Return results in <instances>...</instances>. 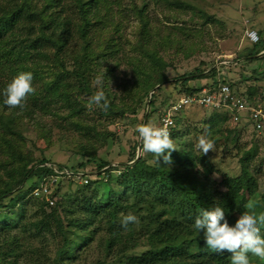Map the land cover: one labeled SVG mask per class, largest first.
<instances>
[{
    "label": "trees",
    "instance_id": "16d2710c",
    "mask_svg": "<svg viewBox=\"0 0 264 264\" xmlns=\"http://www.w3.org/2000/svg\"><path fill=\"white\" fill-rule=\"evenodd\" d=\"M99 1L0 0V150L7 154L11 151L10 158L1 164L6 168L11 158H17L18 163L26 162L19 172V179L15 173L10 174L11 182L0 188V264H22L27 260L42 264H87L95 246L101 257L93 264H231L232 254L227 250L218 254L209 249L203 232L195 230L193 225L201 210H212L216 206L224 208L230 226H234L244 212L257 215L264 212V193L259 203L253 202L259 181L246 158L241 161L238 183L245 192L243 196L247 195L248 199H233L215 188L207 167L208 159L195 156L189 147L182 150L180 157H172L175 166L169 169L170 177L157 164L149 163L147 157H140L115 178L112 171L116 169L110 166L111 163L98 161L87 153L82 154L83 158L76 165H57L49 158L38 161L31 156L25 159L17 155L20 142L25 140L21 133L24 123L29 121L38 125L36 118L39 114H54L60 102L70 100L74 90L85 89L84 63L89 44L90 8ZM72 9L79 17L71 13ZM137 11L143 15L140 8L137 7ZM140 18L145 27L146 21L143 16ZM258 33L259 43L251 44L241 55L240 59H245L243 63H255L264 51V31ZM74 36L81 40L80 47L72 45ZM155 60L162 64L159 59ZM27 71L33 73L35 93L28 96L22 108L5 105L3 89L19 73ZM53 75L54 78L49 80ZM242 77L244 81H254L243 92L254 96L264 90V85L257 84L254 75L251 76L253 79ZM203 80L210 81L202 84ZM218 81L215 67L207 71L197 68L195 73H186L175 79L164 75L157 89H152L156 91L148 104L151 107L156 105L165 85H172L178 94L174 99L177 100ZM226 82L237 88V81L228 78ZM170 98V95L165 98L166 102L170 100L169 104L174 101ZM108 110L109 114H116L111 101ZM74 113L72 110L71 114ZM223 119L231 121L226 115ZM175 120H178L177 115ZM233 125L232 133L239 127H246ZM8 134L13 139H8ZM173 134L174 131L170 138ZM17 139L19 143L16 144ZM212 139L217 140L215 136ZM134 146L130 160L136 157L137 145ZM91 165H97L94 167L97 169L96 179L77 185V198L69 200L71 198L65 197L61 201L57 194L64 186L59 181L52 195L54 204L34 199L42 209L29 213L23 202L30 199L43 179L55 175V168L87 176ZM202 165L203 169H200ZM202 172L205 183L199 179ZM105 178L107 183L116 181L122 194L110 189L100 198L94 185L105 183ZM249 205L253 206L252 212L248 211ZM128 214L137 216L138 222L125 230L121 221ZM260 230L264 235V225ZM36 239L52 240L55 253L48 251L46 246L35 248ZM141 246L145 251L137 253ZM249 257L250 264H264V260L251 253Z\"/></svg>",
    "mask_w": 264,
    "mask_h": 264
},
{
    "label": "rangeland",
    "instance_id": "374dc122",
    "mask_svg": "<svg viewBox=\"0 0 264 264\" xmlns=\"http://www.w3.org/2000/svg\"><path fill=\"white\" fill-rule=\"evenodd\" d=\"M137 7L143 11L145 27ZM90 11L89 44L84 63L85 89L74 90L70 100L60 102L54 114H39L36 118L38 125L29 121L24 123L21 133L25 140L20 142L17 155L25 159L31 156L38 161L49 158L57 165H76L83 158L82 154L87 153L98 161L111 163L110 166L116 169L112 171L115 178L140 157H147L149 163L157 164L170 177L169 169L175 166L172 157H180L182 150L189 147L195 156L208 159L207 167L215 188L233 199H248L247 195L243 196L245 192L238 183L241 161L246 158L251 172L259 181L253 201L259 203L264 193V135H258L250 126L239 127L232 133L234 125L223 119V114L212 113L206 108L186 109L175 120L176 128L171 139L177 150L172 152L169 165L162 161L159 165L153 153L142 150L137 128L142 125L154 127L160 111L169 105L170 100L166 102V96L170 95L171 100L178 96L172 85H165L164 90L157 94L156 105L149 106L148 102L156 91L152 89H157L164 75L175 79L186 73H195L197 68L207 71L215 67L217 72L223 70L229 79L237 81L239 91H246V86L254 83L252 80H248L249 83L244 81L242 75L253 79L250 68L259 67L258 64L243 63L245 59L240 57L251 45L244 37L245 31L249 28L264 31V0H100ZM71 13L79 17L76 10L72 9ZM73 39L72 45L80 47L81 40L77 36ZM221 61L228 64L222 66ZM98 76L103 81L100 86L94 83ZM53 78L54 75L48 79ZM68 78L74 80L73 76ZM100 90L111 101L116 114L89 104L88 98ZM72 110H75L73 115ZM213 120L214 124L211 123ZM201 135L211 139L216 137L217 140L213 139L215 152L203 155L195 147ZM7 137L13 139L9 134ZM134 145H137L136 157L130 160ZM10 152L7 154L0 150L2 189L11 182L10 174L15 173L19 179V172L26 163L25 160L18 163L17 158H11L10 165L4 168L1 162L10 158ZM94 167L97 165L89 166L91 170H88L89 179L93 180L97 174ZM203 174L199 179L205 183ZM104 180L105 183L94 185L100 198L110 189L122 194L116 181L107 183V178ZM60 181L64 186L57 194L61 201L65 197L71 198L69 200L77 198V185L85 184L84 180L75 178H61ZM34 199L50 204L46 198L42 200L31 195L28 201L23 202L31 214L42 209ZM252 205L248 207L250 212ZM47 240L36 239L34 247L46 246L48 251L55 253L53 241ZM143 251L145 248L142 246L136 250L137 253ZM99 253L95 246L87 264L97 261L101 257ZM40 263L27 260L22 264Z\"/></svg>",
    "mask_w": 264,
    "mask_h": 264
},
{
    "label": "clouds",
    "instance_id": "9594fccd",
    "mask_svg": "<svg viewBox=\"0 0 264 264\" xmlns=\"http://www.w3.org/2000/svg\"><path fill=\"white\" fill-rule=\"evenodd\" d=\"M94 83L102 85L101 77H96ZM31 71L19 73L2 91L3 103L10 107H23L29 95L34 94ZM89 104L100 106L103 110L109 107L105 93L100 90L88 98ZM137 132L142 141V150L153 153L156 162L161 165L172 163V152L177 150L174 141L170 138L167 127H153L151 125L138 126ZM195 147L207 155L215 152V142L209 136L201 135ZM90 174V173H89ZM138 222V217L128 214L121 221L122 227L127 230L130 224ZM264 225V212L260 214L244 212L234 226H230L226 219L224 208L216 206L212 210H201L196 217L193 228L203 232L206 246L218 254L224 250L230 252L231 264H250L249 253L264 260V235L260 226Z\"/></svg>",
    "mask_w": 264,
    "mask_h": 264
},
{
    "label": "built area",
    "instance_id": "2783aa9c",
    "mask_svg": "<svg viewBox=\"0 0 264 264\" xmlns=\"http://www.w3.org/2000/svg\"><path fill=\"white\" fill-rule=\"evenodd\" d=\"M244 37L252 44H257L260 41L258 31L252 28L245 31ZM219 63L222 66L228 64L226 61ZM218 74L219 81L217 84L212 83L193 95L174 100L161 110L160 118L154 127H167L169 134H171L176 128L175 116L180 112L191 108H206L216 110L230 117L233 124L250 126L258 135H264V90L250 96L237 88L231 87L229 82H226L228 75L225 71L220 70ZM140 142L142 141L140 140ZM54 172L55 175L50 179H43L32 194L42 200L46 198L51 205L54 204V201L50 198L54 189L58 187L61 178L84 180L87 184L90 175L85 176L81 173L62 171L57 168L54 169Z\"/></svg>",
    "mask_w": 264,
    "mask_h": 264
},
{
    "label": "crops",
    "instance_id": "0c3cea01",
    "mask_svg": "<svg viewBox=\"0 0 264 264\" xmlns=\"http://www.w3.org/2000/svg\"><path fill=\"white\" fill-rule=\"evenodd\" d=\"M247 42L249 41L247 40ZM256 64H258L259 67L255 66L253 68H250V71L252 73V76L254 75V77L258 79L257 84L264 85V51L259 54V59L255 62V65Z\"/></svg>",
    "mask_w": 264,
    "mask_h": 264
}]
</instances>
